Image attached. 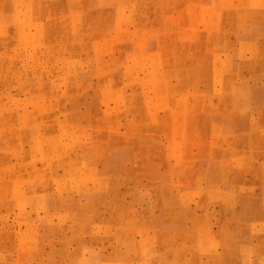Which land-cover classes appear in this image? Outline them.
I'll return each mask as SVG.
<instances>
[{
    "label": "rangeland",
    "instance_id": "rangeland-1",
    "mask_svg": "<svg viewBox=\"0 0 264 264\" xmlns=\"http://www.w3.org/2000/svg\"><path fill=\"white\" fill-rule=\"evenodd\" d=\"M0 264H264V0H0Z\"/></svg>",
    "mask_w": 264,
    "mask_h": 264
},
{
    "label": "bare ground",
    "instance_id": "bare-ground-1",
    "mask_svg": "<svg viewBox=\"0 0 264 264\" xmlns=\"http://www.w3.org/2000/svg\"><path fill=\"white\" fill-rule=\"evenodd\" d=\"M206 29H207V28H206ZM176 37H177V36H176ZM206 45H207V44H206ZM206 45H205V46H206Z\"/></svg>",
    "mask_w": 264,
    "mask_h": 264
}]
</instances>
